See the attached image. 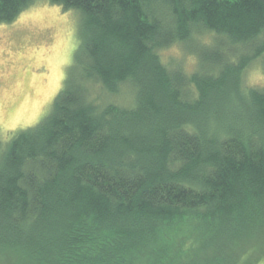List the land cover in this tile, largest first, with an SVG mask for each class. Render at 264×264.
I'll list each match as a JSON object with an SVG mask.
<instances>
[{"label":"trees","instance_id":"trees-1","mask_svg":"<svg viewBox=\"0 0 264 264\" xmlns=\"http://www.w3.org/2000/svg\"><path fill=\"white\" fill-rule=\"evenodd\" d=\"M33 1L0 0V24ZM48 1L78 43L48 112L0 138V264L264 255V85L242 79L264 68V0ZM173 43L194 70L162 60Z\"/></svg>","mask_w":264,"mask_h":264},{"label":"rangeland","instance_id":"rangeland-1","mask_svg":"<svg viewBox=\"0 0 264 264\" xmlns=\"http://www.w3.org/2000/svg\"><path fill=\"white\" fill-rule=\"evenodd\" d=\"M78 19L74 9L65 11L48 0H35L12 22L0 24V138L8 139L35 125L50 109L78 43ZM210 37L202 35L208 41ZM160 55L164 62L179 64L186 71L197 66L196 57L179 43L169 45ZM242 79L245 85H264L262 63L252 60ZM130 91L124 85L109 101L127 103ZM248 264H264L263 253Z\"/></svg>","mask_w":264,"mask_h":264}]
</instances>
